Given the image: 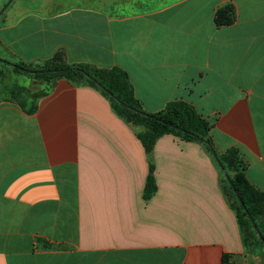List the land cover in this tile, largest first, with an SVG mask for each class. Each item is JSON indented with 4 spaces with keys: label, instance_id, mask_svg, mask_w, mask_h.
I'll list each match as a JSON object with an SVG mask.
<instances>
[{
    "label": "crops",
    "instance_id": "crops-1",
    "mask_svg": "<svg viewBox=\"0 0 264 264\" xmlns=\"http://www.w3.org/2000/svg\"><path fill=\"white\" fill-rule=\"evenodd\" d=\"M158 3L121 13L122 0H14L0 17V58L42 64L63 51L71 64L123 69L146 110L193 105L211 122L216 151L238 149L249 181L264 190V0ZM229 3L236 20L218 26L216 11ZM150 164L157 191L146 200ZM227 256L264 264L246 250L204 145L165 135L147 155L137 128L100 91L65 79L33 114L1 102L0 264H223Z\"/></svg>",
    "mask_w": 264,
    "mask_h": 264
},
{
    "label": "trees",
    "instance_id": "trees-1",
    "mask_svg": "<svg viewBox=\"0 0 264 264\" xmlns=\"http://www.w3.org/2000/svg\"><path fill=\"white\" fill-rule=\"evenodd\" d=\"M236 17V7L229 3L216 11L215 21L218 26H227L233 24ZM0 62L3 67L11 69L15 74H24L36 82L48 85V88L41 89L34 95L28 88L17 83L9 87L4 86L8 87L9 91L0 99V103L16 101L25 112L33 114L37 110L38 99L47 94L50 85L57 80L65 79L77 86H90L100 91L110 101L115 114L137 128V138L147 155L152 154L158 140L165 135H173L185 142L201 143L212 154L211 147H214L210 134L212 124L193 105L183 100H173L161 111L146 110L135 95L128 73L119 67L101 68L86 63L71 64L63 51H58L42 64L13 63L1 58ZM217 157L218 167L225 168L233 183L232 186L221 170L222 188L236 214L244 246L248 252L264 258V190L249 181L246 175L247 163L238 149L217 152ZM154 173L155 167L150 164L144 194L146 200L157 191ZM252 219L260 229L263 239L255 230ZM223 264H229L228 256L224 258Z\"/></svg>",
    "mask_w": 264,
    "mask_h": 264
},
{
    "label": "rangeland",
    "instance_id": "rangeland-1",
    "mask_svg": "<svg viewBox=\"0 0 264 264\" xmlns=\"http://www.w3.org/2000/svg\"><path fill=\"white\" fill-rule=\"evenodd\" d=\"M158 1L159 0H122L123 5H125L124 7H126V9H123L120 12L128 13V12L141 11L145 8L146 5L161 4V3H158ZM1 9L2 7H0V10ZM15 83L19 84L20 86L28 88L32 95L41 91L40 85L36 81L32 80L29 76L24 75V74L12 73L9 68L3 67L2 63L0 62V88H1L0 99L4 98L8 94V91H9L8 87ZM4 86H8V87L4 88Z\"/></svg>",
    "mask_w": 264,
    "mask_h": 264
},
{
    "label": "water",
    "instance_id": "water-1",
    "mask_svg": "<svg viewBox=\"0 0 264 264\" xmlns=\"http://www.w3.org/2000/svg\"><path fill=\"white\" fill-rule=\"evenodd\" d=\"M13 1H14V0H8L7 3L2 7V9L0 10V17H1V15H2V14L8 9V7L11 5V3H12ZM211 149H212L213 156H214V157L216 158V160L218 161L217 152H216L215 148H214V147H211ZM221 170L224 172V174H225L227 180H228V181L230 182V184L233 186V183H232V181H231V178H230L229 174L227 173V171L225 170V168L222 167ZM245 211L247 212L246 209H245ZM251 221H252L253 225L255 226V230L257 231L259 237H260L261 239H263V235H262L260 229L258 228V226L256 225V222H255L253 219H252ZM263 242H264V240H263Z\"/></svg>",
    "mask_w": 264,
    "mask_h": 264
}]
</instances>
